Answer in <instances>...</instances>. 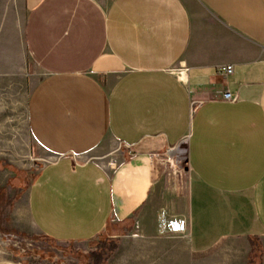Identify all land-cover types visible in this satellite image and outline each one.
Masks as SVG:
<instances>
[{
	"label": "crops",
	"instance_id": "0c3cea01",
	"mask_svg": "<svg viewBox=\"0 0 264 264\" xmlns=\"http://www.w3.org/2000/svg\"><path fill=\"white\" fill-rule=\"evenodd\" d=\"M183 142L181 192L164 170ZM18 158L51 241L264 264V0H0V161Z\"/></svg>",
	"mask_w": 264,
	"mask_h": 264
},
{
	"label": "rangeland",
	"instance_id": "374dc122",
	"mask_svg": "<svg viewBox=\"0 0 264 264\" xmlns=\"http://www.w3.org/2000/svg\"><path fill=\"white\" fill-rule=\"evenodd\" d=\"M111 148L112 154L115 151L120 154L118 146ZM184 149L185 142L171 151V154H166L167 170H164V174L170 177V182L180 185L181 192L189 174ZM18 153L21 154V149ZM18 160L19 163L0 161V264H137L130 257L129 244H108L103 237L86 244H59L39 234L33 228L24 208L25 194L37 163L29 159ZM99 162L104 166L118 163L115 157L109 155ZM127 234V238L132 237L129 232ZM181 235L187 236L186 233ZM147 255V246L143 244L139 249L138 264L150 263Z\"/></svg>",
	"mask_w": 264,
	"mask_h": 264
},
{
	"label": "built area",
	"instance_id": "2783aa9c",
	"mask_svg": "<svg viewBox=\"0 0 264 264\" xmlns=\"http://www.w3.org/2000/svg\"><path fill=\"white\" fill-rule=\"evenodd\" d=\"M232 68H233L232 66H226L223 69H219L220 70L219 73L221 75H224V76L230 75L233 72V69ZM186 70H187L186 68H181V69H179V70L176 71L177 72V77H178V79L181 82H186V77H187V71ZM229 94L230 93L225 92L224 95H221L222 96V99L224 101H227V102L234 101V97L230 96ZM109 166L112 169L114 168L113 163L109 164ZM177 224L184 225V222L182 220H177ZM184 233L187 234V231H186L185 228H183V230L181 231V234H184Z\"/></svg>",
	"mask_w": 264,
	"mask_h": 264
},
{
	"label": "trees",
	"instance_id": "16d2710c",
	"mask_svg": "<svg viewBox=\"0 0 264 264\" xmlns=\"http://www.w3.org/2000/svg\"><path fill=\"white\" fill-rule=\"evenodd\" d=\"M257 252H258V251H257ZM258 257L260 258V253H259ZM250 262H251V259H250Z\"/></svg>",
	"mask_w": 264,
	"mask_h": 264
},
{
	"label": "bare ground",
	"instance_id": "6f19581e",
	"mask_svg": "<svg viewBox=\"0 0 264 264\" xmlns=\"http://www.w3.org/2000/svg\"><path fill=\"white\" fill-rule=\"evenodd\" d=\"M171 154V153H170Z\"/></svg>",
	"mask_w": 264,
	"mask_h": 264
}]
</instances>
